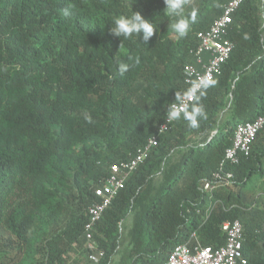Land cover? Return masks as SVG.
<instances>
[{
	"label": "trees",
	"instance_id": "obj_1",
	"mask_svg": "<svg viewBox=\"0 0 264 264\" xmlns=\"http://www.w3.org/2000/svg\"><path fill=\"white\" fill-rule=\"evenodd\" d=\"M227 1L187 0L190 28L178 38L164 0H0V264H70L88 252L94 189L186 91L196 34ZM132 11L158 29L147 42L142 31L127 39L110 31ZM228 38L230 56L200 101L206 118L195 128L181 118L160 135L102 212L92 234L104 254L86 264H158L193 233L216 248L221 224L234 220L246 264H264V126L249 153L226 165L233 179L202 189L235 124L264 113V0L241 2ZM120 63L129 66L123 75ZM130 212L128 246L113 262Z\"/></svg>",
	"mask_w": 264,
	"mask_h": 264
},
{
	"label": "built area",
	"instance_id": "obj_2",
	"mask_svg": "<svg viewBox=\"0 0 264 264\" xmlns=\"http://www.w3.org/2000/svg\"><path fill=\"white\" fill-rule=\"evenodd\" d=\"M243 0H228L222 6V12L213 19L209 27L196 34L198 45L192 51L194 61L182 68L183 81L187 87L193 80L207 76L213 79L221 71L222 64L230 56L233 42L228 38V31L232 22V15ZM191 103L190 98H185ZM167 114V112H166ZM157 126L148 140L139 146L133 156L127 160L113 163L110 173L103 183L94 189L96 200L88 206V221L85 224L84 247L87 248V259L97 262L104 251L96 247L93 240V230L104 209L112 202L118 191L123 188L126 179L134 172L140 163L148 156L151 148L157 145L159 137L172 123H168L167 115ZM264 126V113L252 120H240L235 124L231 145L225 148L224 158L220 168L211 174L209 180L202 183V189L212 192L220 184L229 183L234 175L226 165H236L243 154H248L250 144L258 130ZM221 229L225 234V241L219 247L202 245L193 233L192 243H178L167 257L158 264H246L242 252V230L238 220L224 221Z\"/></svg>",
	"mask_w": 264,
	"mask_h": 264
},
{
	"label": "clouds",
	"instance_id": "obj_3",
	"mask_svg": "<svg viewBox=\"0 0 264 264\" xmlns=\"http://www.w3.org/2000/svg\"><path fill=\"white\" fill-rule=\"evenodd\" d=\"M164 3L166 5L165 10L167 16L170 18L176 17L175 21L171 24L173 32L178 38L187 36L190 28L189 20L184 15L187 0H164ZM191 20L195 22V13H192ZM113 24L114 26L111 27L110 31L114 35L127 39L133 34L137 35L142 31L145 42L158 30L153 21L144 19L138 11H132L130 15H121L113 21ZM128 67L127 64L120 63V74L123 75L128 70ZM215 83V80L207 76L193 80L186 91L182 94H177L176 101L168 105L166 114L168 123L178 121L182 118L191 127H198V121L206 118V113L200 101L205 96L207 89L213 87ZM186 97L192 100L191 104L185 102Z\"/></svg>",
	"mask_w": 264,
	"mask_h": 264
},
{
	"label": "rangeland",
	"instance_id": "obj_4",
	"mask_svg": "<svg viewBox=\"0 0 264 264\" xmlns=\"http://www.w3.org/2000/svg\"><path fill=\"white\" fill-rule=\"evenodd\" d=\"M159 180H161V174H156V176L154 177V183L158 184ZM132 216H133V212H130L121 225L122 227L119 238L120 239L119 252L113 257V262H117L120 259L122 252L128 246V230L130 229L132 223ZM73 257L74 258L72 259L70 264H86L88 262L87 256L83 252L77 253V255L75 254Z\"/></svg>",
	"mask_w": 264,
	"mask_h": 264
}]
</instances>
